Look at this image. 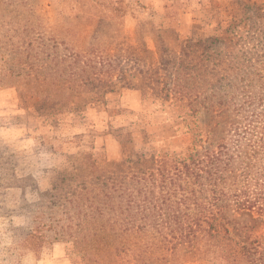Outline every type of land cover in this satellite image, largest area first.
<instances>
[{"label":"rangeland","instance_id":"obj_1","mask_svg":"<svg viewBox=\"0 0 264 264\" xmlns=\"http://www.w3.org/2000/svg\"><path fill=\"white\" fill-rule=\"evenodd\" d=\"M258 8L264 0H0V264H87L71 242L70 231L87 225L72 220L70 199L84 219L91 173L113 159L150 166L153 156L186 152L211 116L186 115L170 88L199 79L179 64L202 55L192 42L231 27L243 36ZM229 217L236 240L264 238L261 217ZM135 238L144 258L117 260L150 264L147 234ZM155 256L224 264L212 240Z\"/></svg>","mask_w":264,"mask_h":264},{"label":"trees","instance_id":"obj_2","mask_svg":"<svg viewBox=\"0 0 264 264\" xmlns=\"http://www.w3.org/2000/svg\"><path fill=\"white\" fill-rule=\"evenodd\" d=\"M251 11L255 18L244 37L231 27L208 43L192 42L205 47L202 55L185 53L189 60L179 64L199 82L170 89L185 102L186 115L197 121L203 113L211 116L207 129L192 130L186 152L153 156L150 166L113 159L100 174L91 173L82 185L84 219L80 201L70 199L72 220L87 225L70 231L71 242L87 264H132L117 260L122 252L139 262L143 246L135 235L141 232L150 264H156L157 250L200 240L214 241L224 264H231L233 253L235 264H264V238L236 240L229 217L248 212L264 220V11ZM222 42L228 44L215 50Z\"/></svg>","mask_w":264,"mask_h":264}]
</instances>
